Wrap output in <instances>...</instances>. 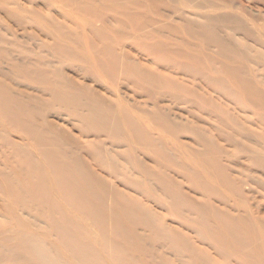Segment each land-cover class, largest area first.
<instances>
[{
    "label": "bare ground",
    "instance_id": "1",
    "mask_svg": "<svg viewBox=\"0 0 264 264\" xmlns=\"http://www.w3.org/2000/svg\"><path fill=\"white\" fill-rule=\"evenodd\" d=\"M0 264H264V0H0Z\"/></svg>",
    "mask_w": 264,
    "mask_h": 264
},
{
    "label": "rangeland",
    "instance_id": "2",
    "mask_svg": "<svg viewBox=\"0 0 264 264\" xmlns=\"http://www.w3.org/2000/svg\"><path fill=\"white\" fill-rule=\"evenodd\" d=\"M182 110H184V109L182 108L180 111H182Z\"/></svg>",
    "mask_w": 264,
    "mask_h": 264
}]
</instances>
